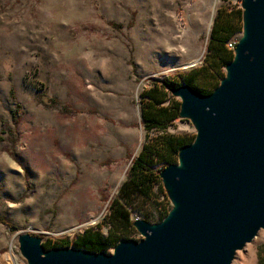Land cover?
Here are the masks:
<instances>
[{
    "label": "rangeland",
    "instance_id": "374dc122",
    "mask_svg": "<svg viewBox=\"0 0 264 264\" xmlns=\"http://www.w3.org/2000/svg\"><path fill=\"white\" fill-rule=\"evenodd\" d=\"M236 6L243 0H0V215L9 223L0 220V264H30L20 233L46 250L62 239L70 244L59 248L86 250L72 241L87 228L107 234L134 157L161 134L143 125L141 91L151 79L202 85L214 18ZM165 133L193 140L197 127L182 116ZM163 189L139 198L132 218L162 221L173 207ZM262 236L231 264H264Z\"/></svg>",
    "mask_w": 264,
    "mask_h": 264
},
{
    "label": "water",
    "instance_id": "95a60500",
    "mask_svg": "<svg viewBox=\"0 0 264 264\" xmlns=\"http://www.w3.org/2000/svg\"><path fill=\"white\" fill-rule=\"evenodd\" d=\"M243 21L212 92L184 82L172 89L197 135L160 171L173 204L162 221L135 220L142 238L121 239L112 254L46 250L40 237L20 233L30 264H231L264 229V0H243Z\"/></svg>",
    "mask_w": 264,
    "mask_h": 264
},
{
    "label": "trees",
    "instance_id": "16d2710c",
    "mask_svg": "<svg viewBox=\"0 0 264 264\" xmlns=\"http://www.w3.org/2000/svg\"><path fill=\"white\" fill-rule=\"evenodd\" d=\"M241 30H243L242 7L218 9L209 37V53L202 67L207 74L206 79L199 86L193 83L191 77H183L184 83L205 94L212 92L226 75L224 67L234 58L235 49L229 47L228 42ZM177 84L170 79L161 81L151 79L149 87L141 91L139 103L143 125L148 132L157 130L161 134L152 137L148 135L138 155L134 157L118 195L110 202L107 234H103L99 229L87 228L72 241L77 247L102 252L111 245L115 246L121 239L126 238L128 233L135 231L134 218L131 216L132 209H136L134 203L139 198L157 200L158 194L154 190L156 184L164 192L161 169L168 164L176 163L180 149L194 141L183 135L165 133L169 125L181 117V101H176L177 96L172 93ZM167 195L165 193L166 197ZM168 211L162 208L160 216L165 217ZM0 220L9 224L1 215ZM69 244V239H62L55 247ZM44 245L46 248L50 246Z\"/></svg>",
    "mask_w": 264,
    "mask_h": 264
},
{
    "label": "bare ground",
    "instance_id": "6f19581e",
    "mask_svg": "<svg viewBox=\"0 0 264 264\" xmlns=\"http://www.w3.org/2000/svg\"><path fill=\"white\" fill-rule=\"evenodd\" d=\"M263 239H264V236L257 239L255 241V243L257 244L260 240H263ZM252 250H253V245H248V252L247 253H245L241 250H237L236 254L241 258V260H246L247 256L252 254V252H251Z\"/></svg>",
    "mask_w": 264,
    "mask_h": 264
},
{
    "label": "built area",
    "instance_id": "2783aa9c",
    "mask_svg": "<svg viewBox=\"0 0 264 264\" xmlns=\"http://www.w3.org/2000/svg\"><path fill=\"white\" fill-rule=\"evenodd\" d=\"M236 7H240V6H236ZM238 41H239V40H235V38H232V39L228 42L229 47H231L232 49H235V47H236ZM137 219H140V217H139V216L135 217V218H134V221L137 220Z\"/></svg>",
    "mask_w": 264,
    "mask_h": 264
}]
</instances>
